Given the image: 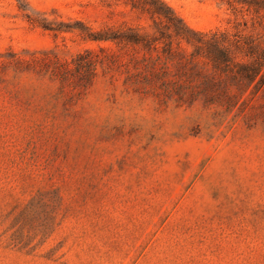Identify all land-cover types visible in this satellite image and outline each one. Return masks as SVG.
Wrapping results in <instances>:
<instances>
[{
	"label": "rangeland",
	"instance_id": "rangeland-1",
	"mask_svg": "<svg viewBox=\"0 0 264 264\" xmlns=\"http://www.w3.org/2000/svg\"><path fill=\"white\" fill-rule=\"evenodd\" d=\"M48 20L144 23L125 0H23ZM199 31L221 0H164ZM0 0V59L96 42L29 24ZM67 107L56 84L0 85V264H264V86L246 110L160 104L102 73Z\"/></svg>",
	"mask_w": 264,
	"mask_h": 264
},
{
	"label": "trees",
	"instance_id": "trees-1",
	"mask_svg": "<svg viewBox=\"0 0 264 264\" xmlns=\"http://www.w3.org/2000/svg\"><path fill=\"white\" fill-rule=\"evenodd\" d=\"M17 2L31 25L107 45L69 59L50 50L31 52L28 58L7 52L0 59V85L16 92L22 76L46 77L56 84L52 97L67 107L92 85L100 68L103 74L121 76L125 89L160 104L199 102L236 115L264 86V0H221L232 29L211 31L190 27L164 0H125L145 22L123 21L98 29L81 20H48L23 0Z\"/></svg>",
	"mask_w": 264,
	"mask_h": 264
}]
</instances>
